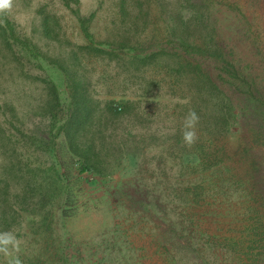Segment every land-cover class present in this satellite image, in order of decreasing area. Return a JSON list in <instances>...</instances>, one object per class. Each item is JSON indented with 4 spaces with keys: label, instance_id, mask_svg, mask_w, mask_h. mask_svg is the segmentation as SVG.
Listing matches in <instances>:
<instances>
[{
    "label": "rangeland",
    "instance_id": "374dc122",
    "mask_svg": "<svg viewBox=\"0 0 264 264\" xmlns=\"http://www.w3.org/2000/svg\"><path fill=\"white\" fill-rule=\"evenodd\" d=\"M78 1L12 0L0 14V232L20 241L13 256L22 264H239L228 250L256 226L257 243L242 256L264 264V168L251 176L264 164V137L250 148L247 131L264 130V0H209L206 13L214 3L219 11L198 29L195 0H125L124 16L119 0ZM92 11L89 24L78 22ZM129 24L139 48L158 53L149 59L154 83L85 49V36L106 39ZM226 31L225 49L246 48L248 85L235 91L230 118L208 105L229 131L206 156L210 127L199 121L191 148L181 141L183 118L196 112L189 63L213 69L222 85V62L182 45L215 43ZM77 100L89 105L84 115ZM67 120L79 125L86 157L69 148ZM7 259L0 254V264Z\"/></svg>",
    "mask_w": 264,
    "mask_h": 264
},
{
    "label": "trees",
    "instance_id": "16d2710c",
    "mask_svg": "<svg viewBox=\"0 0 264 264\" xmlns=\"http://www.w3.org/2000/svg\"><path fill=\"white\" fill-rule=\"evenodd\" d=\"M76 3H78V0H74ZM197 6L193 7V9L198 10L199 16L191 17V21H194V27L199 28L200 22L205 23V20L208 19L206 17L207 14H210V17H215V13L218 12L217 4L212 5L211 10L206 13L205 10L208 8L210 1L209 0H195ZM206 2V3H204ZM226 2V1H225ZM220 2V3H225ZM136 0H135V3ZM119 7L122 10L121 15L126 14V3L125 0H119ZM78 11V8L76 9ZM193 11V10H192ZM95 11H92L89 13L88 17L85 16H77V20L80 24L90 23V18L94 15ZM196 13V12H195ZM201 13V16H200ZM44 15L41 17V23L43 34L47 35L49 32V28L46 23ZM199 17L200 20H199ZM192 21V22H193ZM133 23V22H132ZM186 25L190 27V23L188 21H185ZM197 28V29H198ZM216 26H213L212 29L215 30ZM245 28V25H241L238 29V31H241ZM135 31L137 29L132 26V24L129 25H123V26H114L112 27L109 32H107L106 39L102 40H94L92 37L85 36V49L87 51L93 50L96 52L95 55H99L98 57H106L107 62L113 61L115 63V66L120 69L121 72L125 73L127 77L133 78L136 77V81L138 82L141 78V76H147L148 82H153L156 80L155 76H149L148 74L151 73L149 70V59L152 55H157L158 53L148 52L149 47H147V53L145 52V48H142L139 46L142 44L137 37H135ZM182 35V33L180 34ZM253 36H256V34H252ZM230 35L226 31V38H218L215 39V43L202 40L201 43L192 45L188 48L186 45H182V47L190 52V50L195 51L197 54L200 55H209L210 58L218 59L221 61L222 66L221 72H219L218 78L222 80V85L218 82L216 75H213V69L206 67L203 65L200 66L202 63L197 62L195 64L189 63L190 67L195 68V72L188 75V79L191 77V82L188 83L192 88H194L192 93V103L190 104L191 107L196 108V113L199 116V121L202 125L208 126L211 128L213 138L210 139V142L208 144V151L204 154L206 156H209L211 152L215 151V148L217 146V143L223 136H220L219 134L226 133L229 131V128H227L226 125H222L219 121V118H216L214 116V113L210 110V104H214L217 106L224 107L225 111L224 114H227L230 118V114L232 111H234L236 108H238L237 104L235 103L233 97L235 96V91H237L238 87H244L246 84L243 79L242 75H244L245 72H247V67L249 64H247V58L246 61H244L243 57L246 51V48L241 46H237V43L232 42L230 45H228V48L225 49V44L223 43L225 39H229ZM217 38V37H216ZM98 41V42H96ZM100 44V45H99ZM82 46V45H81ZM83 47V46H82ZM71 56H73L71 52ZM76 59V58H75ZM113 59H116L115 61ZM179 71V69H178ZM187 72V68H186ZM248 73V72H247ZM145 74V75H141ZM179 78V77H178ZM253 78V77H252ZM255 81V79H254ZM85 84V83H82ZM179 84V81H178ZM143 89L146 88V84L143 82L142 84ZM178 87V86H177ZM177 89L175 86L173 88L174 92H177ZM256 92H258V88H255ZM144 94L146 92H143ZM76 95V92H75ZM247 96L253 97L251 93L246 94ZM216 100V101H215ZM214 102V103H212ZM131 105L136 104L134 103V100L127 101L125 105ZM75 109L78 111V114H85L89 111V105L83 100H77V104L75 106ZM109 106L105 107V110H108ZM122 109V108H121ZM83 119V117H82ZM223 119V118H222ZM69 120V119H68ZM66 121V137L68 139L69 148L74 151V153L77 156L86 157L85 154H82V152H79V145L78 141H76V137L78 136V133L80 131L79 125L74 123H71L70 121ZM211 121H215L212 123ZM260 125V126H259ZM262 125L260 123L257 124H251L249 128H247V131H250L251 136L253 137V141L250 144V148H254L260 141L262 137H264V130L261 127ZM207 128V127H206ZM244 130L242 127L239 128L238 133ZM246 134V129L244 130V136ZM78 142V143H77ZM245 147L242 148L243 152H247V149ZM238 147H235V153L237 152ZM83 151H86V154H88L89 151L92 150V146L90 144H87V146L84 148ZM201 154H199L200 156ZM81 158V157H80ZM207 166L209 167V159L206 160ZM264 168V164L257 167L253 173L251 174L253 177H258L261 173L262 169ZM254 185L256 182L253 183ZM245 230H248L249 232L244 235L240 240H237L233 243L231 248L228 250V252L231 253V256L233 254V259L235 262V258L237 257L239 264H247L246 260L247 258L242 256V254L247 255V251L251 250L254 247V244L256 240L254 237L256 235H259L258 231L256 230V226H247ZM261 239L259 238V241ZM258 241V239H257ZM258 241V242H259ZM239 242L241 243L242 247L235 248L238 246ZM247 243V244H246ZM247 249V250H245Z\"/></svg>",
    "mask_w": 264,
    "mask_h": 264
},
{
    "label": "clouds",
    "instance_id": "9594fccd",
    "mask_svg": "<svg viewBox=\"0 0 264 264\" xmlns=\"http://www.w3.org/2000/svg\"><path fill=\"white\" fill-rule=\"evenodd\" d=\"M12 0H0V14L7 13L11 10ZM199 116L195 110H190L183 118L181 124V141L187 148H191L198 141ZM20 241L16 235L10 231L0 232V254L7 259V264H22L18 255L13 256V253H19Z\"/></svg>",
    "mask_w": 264,
    "mask_h": 264
}]
</instances>
